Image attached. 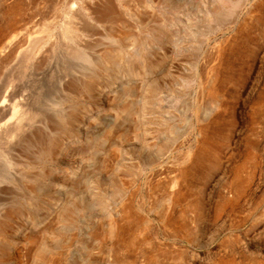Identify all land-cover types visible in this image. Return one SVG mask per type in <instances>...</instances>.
Segmentation results:
<instances>
[{"label":"rangeland","instance_id":"1","mask_svg":"<svg viewBox=\"0 0 264 264\" xmlns=\"http://www.w3.org/2000/svg\"><path fill=\"white\" fill-rule=\"evenodd\" d=\"M17 12L0 264H264V0H0Z\"/></svg>","mask_w":264,"mask_h":264},{"label":"bare ground","instance_id":"2","mask_svg":"<svg viewBox=\"0 0 264 264\" xmlns=\"http://www.w3.org/2000/svg\"><path fill=\"white\" fill-rule=\"evenodd\" d=\"M15 7H16V9H14ZM15 7H13V9H14L13 12L17 11V9H18V6L15 5ZM15 14L16 13H14V17H11L9 19L4 20L3 25H2V23H0L2 25V26L0 25V44H1L2 37H3L5 31H7L8 29L10 30L13 28L14 29L18 28L21 25V23H22V20L20 19L21 13L17 12V14H18L17 16H15ZM5 48L7 49V47H5ZM2 50H5V49H1V51Z\"/></svg>","mask_w":264,"mask_h":264}]
</instances>
